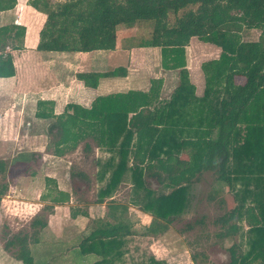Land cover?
<instances>
[{"label":"trees","instance_id":"trees-1","mask_svg":"<svg viewBox=\"0 0 264 264\" xmlns=\"http://www.w3.org/2000/svg\"><path fill=\"white\" fill-rule=\"evenodd\" d=\"M27 4L45 16L38 52L114 50L119 25L132 27L139 21H152L151 37L140 47H160L162 68L179 70L180 77L168 101L158 107L152 106L160 101V80H152L146 93L99 96L89 109L69 105L60 115L54 114L53 102L39 100L35 117L52 121L47 127L51 139L46 152L64 156L81 143L84 153L90 152L92 144L116 151L119 159L98 192L97 202L111 197L129 171L132 184L146 192L140 210L152 220L144 227L145 237L165 232L180 218L188 204L189 187L202 173L214 174L220 186L241 183L250 203L244 208V198L237 203L233 196L236 203L216 221L218 236L236 234L235 222L240 217L249 227V249L243 253L233 244L228 248V264H264V0H28ZM15 6L16 0H0V12ZM243 29L259 30L258 40L242 42ZM25 31L22 25L0 27V78L15 75L9 50L22 48ZM194 37L220 49L217 59L201 66L205 86L200 98L194 96L186 68L185 48ZM126 74L120 67L105 73H79L76 78L95 88L101 78ZM236 77L244 82H235ZM182 153L186 159L181 158ZM41 156L23 152L14 162L26 166L25 172L34 177ZM6 172L7 165L0 160V177ZM147 178L171 192L151 198ZM45 181L56 184L50 178ZM8 188V184H0V202ZM55 193L52 200L57 205L70 199L67 193ZM108 207L113 222L94 221L78 244L79 255L100 257L94 264L120 258L125 239L136 235L132 226L116 216L119 206L112 203ZM46 226V220L36 215L30 223L35 231L13 235L5 242V250L20 264H35L30 245L40 241L39 230ZM149 264L165 263L150 258Z\"/></svg>","mask_w":264,"mask_h":264},{"label":"rangeland","instance_id":"rangeland-1","mask_svg":"<svg viewBox=\"0 0 264 264\" xmlns=\"http://www.w3.org/2000/svg\"><path fill=\"white\" fill-rule=\"evenodd\" d=\"M38 19L37 17L34 24L32 23V28L37 27ZM172 19L173 17H170V20ZM25 22L27 25L30 24L28 19ZM152 31V21H139L132 28L123 29L118 35L123 43L136 44L150 39ZM259 35L260 31L257 29H243L240 33L242 42H256ZM35 50V47L25 50L22 44L20 52L18 50L15 52L18 57L17 86L10 88L7 84L0 85V160L7 165V174L5 177H0V184L6 183L9 186L0 202V264H20L11 252L5 250L4 244L19 232H27L31 235L35 229L30 227V223L36 215L46 220L47 226L39 230L38 234L40 242L43 243L30 245L35 264H93L98 258L95 256L81 258L78 254L79 240L73 237L76 230H68L65 227L68 222L62 215L69 213L72 217L73 210H82L87 214L88 209L91 208V214L97 217L96 214L102 211L99 212L97 209L101 208L91 207L90 204H96L97 194L106 184L97 183L96 186V176L104 171L105 173L108 171L110 176L119 156L116 151L101 148H98L96 156V153L94 155L92 152L94 144L89 153H84V143H81L74 152L68 153L69 157L63 159L52 157L51 152L45 151V145L47 146L46 143L51 139L48 135V140L45 141V134L52 121L35 117L36 101L41 96L39 91L45 86V52L41 54ZM215 57V53L200 51L194 58L195 66L199 67L203 74L204 86L205 77L201 66L218 58ZM179 81L180 77L178 85ZM235 81L243 83L244 79L236 77ZM167 99L156 102L152 107H158L168 101ZM199 128L204 127L202 125ZM215 134L214 131L211 136L214 137ZM23 152H36L42 155L34 177L30 176V171L25 172L26 166L14 162L15 157ZM180 156L183 159L187 157L185 153ZM97 168L98 172H96ZM48 175L58 176L61 189L69 190L73 195V201L77 197L79 204L81 202L82 205H75L73 202L72 206L69 201L63 202L61 205H66V209L58 208L56 210L58 215L54 216L55 203L52 199L57 196L55 190L59 189L56 182L54 186L45 181L49 178ZM81 175H84L86 180L81 179ZM215 180L211 172L199 175L196 182L189 187L188 204L180 218L169 225L165 232L154 237H145L142 235L144 227L152 220L150 214L140 210V206L145 203L146 192L135 187L131 182L130 172H125L111 195L113 199L108 198L107 204L115 203L119 206L116 214L121 211L124 213L125 222L134 228L136 235L125 239V246L122 248L125 251L123 259L117 260L116 263L149 264V259L154 258L165 264H228L230 261L228 248L233 244H237L242 252L246 253L249 249L250 233L245 221L238 217L235 222L238 227L237 233L226 238L218 236L219 225L216 221L227 212L228 207L236 203L234 195L237 203H240L241 197L244 198L242 204L245 208L250 203L249 194L243 192L244 186L239 182H232L229 187L220 186ZM146 183L151 191V198L168 194L172 190L152 178H147ZM67 194L69 195V192ZM30 202L37 204L32 210L29 208ZM108 205L105 207L106 216L103 220L113 222ZM96 220L98 219L87 220L88 232ZM84 225L85 222L81 224ZM53 228L54 233L51 231ZM57 230L62 235L61 238H57L58 241H69L68 244L58 245L54 236L57 235Z\"/></svg>","mask_w":264,"mask_h":264},{"label":"crops","instance_id":"crops-1","mask_svg":"<svg viewBox=\"0 0 264 264\" xmlns=\"http://www.w3.org/2000/svg\"><path fill=\"white\" fill-rule=\"evenodd\" d=\"M27 2L28 0H16V6L13 10L0 12V27L9 24L22 25L25 27L26 31H25V35L23 36V43H22L25 46V50H27V48L30 49L34 47L36 49V46L39 41V31L45 21V16L35 11L32 7H30L27 4ZM37 17L39 18L38 19L39 24L37 25V27L32 28L31 27L33 26L32 23L34 24V21L35 19H37ZM26 19H28L30 24L28 25L26 24L25 22ZM129 28L132 27H127L124 25H119L117 27L116 47L114 50H96L91 52H45V86L41 87L39 91L41 94L39 100L53 102L54 114L60 115L67 109V106L69 105L81 107L84 109H89L92 105V102L99 96H106L115 93H127L128 91H139L146 93L149 91L151 87L152 80L161 81L160 83L161 87L158 92V99L159 100L167 99L172 94L174 89L178 86L179 70L168 71L162 68L160 47H140L142 42L136 44L123 43V41L120 40L118 33L120 31H123V29L126 30ZM31 31L33 32L30 33ZM185 50H186V68L188 71V77L190 83L195 87V96L200 97L204 90V80H203L204 78H203V74L201 73V69L195 66L194 58L200 51H204V53L206 52L212 54L215 53L216 56L215 58H217L219 56L220 50L216 46L208 43H203L195 37L190 39ZM9 52L13 57V64L16 73L13 77L10 78H0V85L7 84L9 85L10 88H15L17 86V77H18V69H17L18 57H17V53H15L16 50L13 51L9 50ZM38 53L42 54L44 52H38ZM120 67L126 69L127 71L126 76L115 77V78H101L98 81V84L95 88L85 86L82 81L76 78V74L79 73H105ZM38 101H36V103ZM45 121H51V120L45 119ZM47 138L48 135L45 134V141L48 140ZM45 151H46V145H45ZM92 152L94 155L96 153L97 156L98 148L96 146H92ZM68 155L69 154H66L60 157L52 155V157L63 159L66 156L69 157ZM98 171L99 169L97 168L96 172ZM104 173L105 171L99 173V175L96 176V180H95L96 186H98L97 183L107 184L109 179L108 176L109 173L108 171L107 173L105 174ZM48 176L50 179L54 180L57 183L58 189L60 191L64 193L69 192L70 205L73 206V202L75 203V205L79 204V199L77 197L75 201H73V195L70 193L69 190L61 189L58 176H54V175H48ZM80 177L81 179L86 180L85 176L81 175ZM108 198H110L111 200L113 199V197H108ZM108 198H105L102 203H98L97 202L98 194H97V199L95 202L96 204H90L91 207L97 206L101 208V209H97L99 212L100 210H102L99 214H96L97 217L95 216L93 217V215L91 214L92 212L91 208L88 209L87 214L85 213V211L82 210L74 211L72 209L75 216L71 217L69 213H64L62 215L63 217L66 218V219L64 218L65 221L68 222L67 225H65V227L68 228V230L69 229L73 231L76 230L73 236L75 240H79L80 242L82 237L88 233L89 227L86 228V225H87V220H89V218L103 219L106 216L105 207L108 205L107 204L109 200ZM28 204L31 210L33 206L37 205L31 202ZM60 205L54 204L53 206L54 209L53 211L55 212L54 216L58 215L56 211L58 208L66 209L65 207L66 205L65 206L63 205L60 206ZM79 205H82V203L80 202ZM123 214L124 213H122L121 211L120 213H118V215L116 214V216L120 217L125 224H128L125 222ZM83 222H85V225L81 226ZM51 231L54 233L55 232L54 228ZM57 231H58L57 235L56 234L54 235L52 233L56 237V239L62 237V235L59 233V230ZM57 242L59 246L60 245L64 246L68 244L69 241H63V240L58 241L57 239ZM42 243L43 242L39 241L37 244H42ZM121 251L123 252V255L120 258H115L110 263H102V264H115L117 260L123 259L125 251H123L122 249ZM87 256H95V255H87ZM87 256H81V258L83 259L86 258ZM95 257L98 258L95 262L100 261V257L98 256ZM116 264H120V262Z\"/></svg>","mask_w":264,"mask_h":264}]
</instances>
